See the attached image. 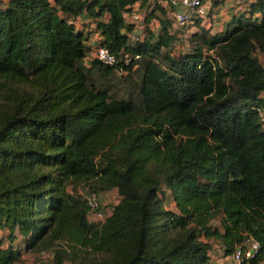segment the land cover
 <instances>
[{
	"label": "trees",
	"instance_id": "1",
	"mask_svg": "<svg viewBox=\"0 0 264 264\" xmlns=\"http://www.w3.org/2000/svg\"><path fill=\"white\" fill-rule=\"evenodd\" d=\"M158 1L0 0V264H216L214 243L227 256L247 239L258 249L238 264H264V0L176 55L161 51L175 37ZM135 4L137 39L123 18ZM97 47L116 63L89 57ZM138 62L135 97L110 94L102 80ZM79 187L116 190L101 223Z\"/></svg>",
	"mask_w": 264,
	"mask_h": 264
},
{
	"label": "built area",
	"instance_id": "2",
	"mask_svg": "<svg viewBox=\"0 0 264 264\" xmlns=\"http://www.w3.org/2000/svg\"><path fill=\"white\" fill-rule=\"evenodd\" d=\"M158 2H163L160 3V5L164 9V18L169 23V32L176 37H178L177 32L181 35V37H189L192 33L197 31L198 24H208L209 27L212 26V20L210 17H208V14L210 13L209 9L212 7L211 0H159ZM123 18L126 21L133 23L132 32H136L137 35L130 33L131 38L137 39V36L141 37L142 33H140V30L143 24L141 26L140 23H142L143 20V12L138 9H133L129 14L123 13ZM152 24L154 26H157L158 20L157 25L151 22L147 24V27L151 31H154L151 28ZM157 31L158 30H156V32ZM89 57L95 58L100 63L106 65H112L116 63V58L114 57V55H112L105 47H97L90 53ZM137 58V55L130 57L127 53H123L121 55L120 61L124 64H128L131 59ZM117 73H125V71L122 68H118ZM257 119L259 126L264 133V107L260 108L257 111ZM78 194L86 201V204L88 206L87 215L91 218V222L101 223L106 218V216L109 215L110 211L102 210L98 205L97 196L94 192L86 189H81L78 191ZM257 249L258 243L252 239H247L244 242L236 245L229 257L232 262L238 264L243 257H251ZM211 252L212 251L209 252V255L213 260Z\"/></svg>",
	"mask_w": 264,
	"mask_h": 264
},
{
	"label": "rangeland",
	"instance_id": "3",
	"mask_svg": "<svg viewBox=\"0 0 264 264\" xmlns=\"http://www.w3.org/2000/svg\"><path fill=\"white\" fill-rule=\"evenodd\" d=\"M2 2H5L6 0H1ZM155 15L158 14L154 13ZM158 16V15H157ZM160 16H158V18H160ZM139 25V24H138ZM140 25L142 26V23H140ZM89 25H87L88 27ZM159 22L157 26H154L152 24V29L156 32V30H159ZM167 27V31L169 29V26ZM89 29H91V27H88ZM86 32V30L84 31ZM89 36V43L90 42H95L94 40V33L90 30L86 32ZM134 35L136 32H132ZM178 37H175L174 42L172 43V45L169 47V49L165 50V49H161L162 52H168L170 55H176L178 53H184L188 50H190L191 46L194 44V42L191 40L190 37L184 38L181 37V35L177 32ZM137 35V33H136ZM140 35V34H138ZM258 53H255V56H257ZM260 62L264 65V55H260L258 56ZM139 62L138 64L134 65L133 69L129 70V72L126 74L125 73H117L114 72L112 74V76L108 77V80H102V82H104L105 85H107L108 87V92L112 95H114L115 97L118 98H127V97H131L134 98L136 95V88L134 86V84L137 82L139 83L141 80V69L139 68ZM93 76V75H92ZM130 95V96H129ZM164 186L163 184H161V189H163ZM68 191H72V189L70 187H67ZM81 190L80 187L76 189V192L78 193V191ZM97 196V202L98 205L100 206V208L102 210L105 211H109L110 208L117 203L119 197L117 195V192L115 189H109L106 191H102V192H97L95 193ZM164 201V207L166 209H173L172 203L170 202V198L168 196V193L163 195ZM90 218V217H89ZM91 219V218H90ZM210 224L212 225H216L218 226V218L212 219ZM18 244V243H17ZM214 251L211 252V255L213 257V261L216 264H235L234 262H232V260L230 259L229 255L225 256L222 254V248L219 247V245L217 243H214ZM29 257L28 261H32V255L30 254H26ZM39 257V264H50L49 261V253H42ZM22 263V262H20Z\"/></svg>",
	"mask_w": 264,
	"mask_h": 264
},
{
	"label": "crops",
	"instance_id": "4",
	"mask_svg": "<svg viewBox=\"0 0 264 264\" xmlns=\"http://www.w3.org/2000/svg\"><path fill=\"white\" fill-rule=\"evenodd\" d=\"M250 1L251 0H215V4H212V7L209 9L210 13L208 14V17H210L212 20V26L209 27L208 24H205V25L198 24V28H200V27L202 28V26H204L203 28L211 34L221 32L225 28V26H227L233 20L234 17H237L238 15L243 14L245 11H247V6H248V3ZM160 3H163V2H160ZM133 7H134V9H137V4H135ZM150 22L157 25V20H151ZM77 23H79V24L86 23V25L89 24L88 27L93 28V24L90 23L89 19L86 18L85 16H82L79 20H77ZM86 25L81 26L82 29H80V30L83 33H85L84 32L85 30H86V32H87V30L88 31L90 30ZM87 36H89V35H87ZM97 38H98V36L94 32V40ZM87 43H89V39L87 40ZM91 43H94V41L90 42L89 44H91ZM260 55H264V53L263 54H257L256 57L258 60H259L258 56H260ZM259 62H260V60H259ZM260 96H262L264 98V90L262 92H260ZM166 193H167V191H166ZM87 219L89 221L91 220L88 217V215H87ZM13 243H15L16 247H19V248L21 247V245H20L21 241H20V238L18 236H16L14 238ZM212 248L214 251L215 250L214 244H213ZM39 257L40 256H34V257H32V261H28L29 257L25 254V255H22V257H21L22 263L19 262L17 264H39V262H40ZM49 259H50V257H49ZM49 263H50V261H49ZM61 264H71V263L68 261H63V262H61Z\"/></svg>",
	"mask_w": 264,
	"mask_h": 264
}]
</instances>
